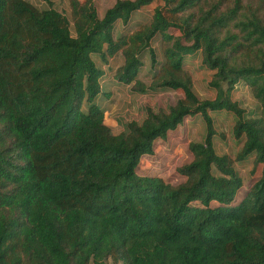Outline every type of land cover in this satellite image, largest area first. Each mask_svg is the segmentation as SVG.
Here are the masks:
<instances>
[{"label": "trees", "instance_id": "obj_1", "mask_svg": "<svg viewBox=\"0 0 264 264\" xmlns=\"http://www.w3.org/2000/svg\"><path fill=\"white\" fill-rule=\"evenodd\" d=\"M155 1L164 4L128 25ZM244 1L115 0L99 16L93 0H68L69 20L0 0V264H264V17ZM196 51L214 98H199L183 68ZM116 56L115 84L181 91L167 111L147 108L119 133L100 101L111 92L102 66ZM241 82L256 116L232 99ZM215 111L235 117V159L215 150ZM196 114L205 135L188 143L184 181L138 174L155 141ZM250 154L261 176L234 204L243 184L234 161Z\"/></svg>", "mask_w": 264, "mask_h": 264}, {"label": "rangeland", "instance_id": "obj_2", "mask_svg": "<svg viewBox=\"0 0 264 264\" xmlns=\"http://www.w3.org/2000/svg\"><path fill=\"white\" fill-rule=\"evenodd\" d=\"M39 9L54 7L62 12L70 20V8L68 0H28ZM83 1V0H82ZM96 8L106 7L115 0H93ZM216 1V0H215ZM233 0H221V8L231 6ZM245 4L247 0L244 1ZM251 7L257 9L260 15L264 17V0H251ZM155 5L164 3L155 1ZM153 11V10H152ZM196 11V9H191ZM243 11V9H242ZM247 12V9L245 10ZM150 13V12H148ZM72 30V25H71ZM173 32V28L170 29ZM232 32H237V28L231 26ZM154 44V43H153ZM158 46V45H157ZM201 52L196 51L192 55H186L183 61V68L192 79L195 94L201 99L214 98L215 90L209 86L212 78V71L202 65ZM148 56H145V59ZM100 65L97 57L94 58ZM158 59L160 56L158 55ZM148 59L146 67L139 73V79L146 84L150 82L152 70L149 69ZM116 65V63H115ZM114 65V66H115ZM104 84V83H103ZM111 92L107 93L108 98L100 99L105 111V122L110 126L113 133H119L126 130V124L131 120L140 122L146 116L145 110L150 108L153 111H167L170 105H173L179 98L180 90H159L149 91L145 94L132 93L130 86L115 84L108 86ZM232 99L237 100L241 107L249 116H256L260 113V107L253 98L251 89L245 83L237 85L232 92ZM213 118L214 128L216 130L214 147L218 154L227 153L235 159L240 150L241 141L236 140L232 134V128L235 121L233 113L228 111L210 112ZM205 135V123L201 115L187 116L183 122L174 130L168 132L164 139H158L154 143V153L143 156L140 161L137 173L140 175L160 176L171 184H179L184 181L177 168L188 163L191 160V154L188 150L190 141H201ZM234 167L241 176L243 184L238 191L234 204L239 203L249 192L253 184L260 178L262 164L255 162V154H250L241 161H234Z\"/></svg>", "mask_w": 264, "mask_h": 264}, {"label": "crops", "instance_id": "obj_3", "mask_svg": "<svg viewBox=\"0 0 264 264\" xmlns=\"http://www.w3.org/2000/svg\"><path fill=\"white\" fill-rule=\"evenodd\" d=\"M80 1H82V0H80ZM113 3H111L110 5H108L106 7H100L99 9L96 8L98 15L102 16L104 10H106V8L111 6ZM154 3L155 2L135 11L131 15V19H130L128 25L133 27L135 24L138 25L139 23L144 22L148 17H150V15L152 14V10L156 6ZM148 12H150V13H148ZM123 28H124V24L122 22L118 21L116 26H115L116 33L117 34L120 33ZM115 63H116V65H115ZM121 63H122V57L121 56H116V57L109 59L108 64L102 66V68L104 69V75L101 79V83L102 82L106 83V86L107 85L114 86L113 75H114L117 67Z\"/></svg>", "mask_w": 264, "mask_h": 264}]
</instances>
